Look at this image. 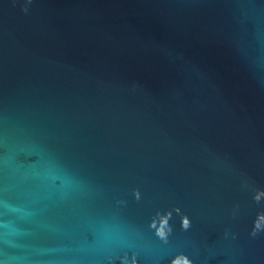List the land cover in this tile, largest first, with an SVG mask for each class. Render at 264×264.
Here are the masks:
<instances>
[{"label": "water", "instance_id": "95a60500", "mask_svg": "<svg viewBox=\"0 0 264 264\" xmlns=\"http://www.w3.org/2000/svg\"><path fill=\"white\" fill-rule=\"evenodd\" d=\"M0 264H264V0H0Z\"/></svg>", "mask_w": 264, "mask_h": 264}]
</instances>
